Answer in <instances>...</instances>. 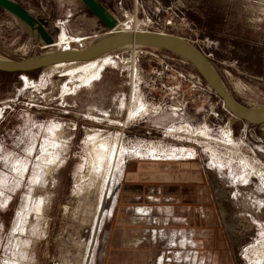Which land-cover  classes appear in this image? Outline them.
<instances>
[{
	"label": "rangeland",
	"instance_id": "rangeland-1",
	"mask_svg": "<svg viewBox=\"0 0 264 264\" xmlns=\"http://www.w3.org/2000/svg\"><path fill=\"white\" fill-rule=\"evenodd\" d=\"M20 1L30 21L0 6L5 60L97 46L113 29L163 32L190 41L237 103L264 107V0H98L112 29L82 0ZM145 45L0 71V264H106L124 164L143 157L194 162L232 244L264 253V121L236 118L190 62ZM100 66L94 78H131L123 110L74 104Z\"/></svg>",
	"mask_w": 264,
	"mask_h": 264
},
{
	"label": "crops",
	"instance_id": "crops-1",
	"mask_svg": "<svg viewBox=\"0 0 264 264\" xmlns=\"http://www.w3.org/2000/svg\"><path fill=\"white\" fill-rule=\"evenodd\" d=\"M118 76L94 78L76 92L74 104H103L111 99V106L123 110L131 78H120L124 77L121 71ZM122 176L107 237L106 264H264L258 247L252 245L248 257L245 243L234 245L229 240L205 174L194 162L135 158L124 164ZM180 238L184 246H177Z\"/></svg>",
	"mask_w": 264,
	"mask_h": 264
},
{
	"label": "water",
	"instance_id": "water-1",
	"mask_svg": "<svg viewBox=\"0 0 264 264\" xmlns=\"http://www.w3.org/2000/svg\"><path fill=\"white\" fill-rule=\"evenodd\" d=\"M91 12L108 28H114V22L106 13L98 0H82ZM0 6L14 14L30 21L31 15L20 3L14 0H0ZM44 33L46 40L51 42V37ZM150 41L165 42L181 50L184 59L190 62L205 82L219 95L230 113L236 118L254 124L264 121V107L258 109L240 110L233 101L230 92L222 81L220 75L207 63L204 55L187 39L155 31H123L117 32L100 45L85 48L78 51H56L51 55L36 56L25 60H0L2 72H29L43 67L62 62L84 61L106 53L110 48H122L131 45H144ZM178 54V53H177Z\"/></svg>",
	"mask_w": 264,
	"mask_h": 264
},
{
	"label": "bare ground",
	"instance_id": "bare-ground-1",
	"mask_svg": "<svg viewBox=\"0 0 264 264\" xmlns=\"http://www.w3.org/2000/svg\"><path fill=\"white\" fill-rule=\"evenodd\" d=\"M123 31H126V30H115V29H113L112 31H110V33L111 34H117V32H123ZM129 31V30H128ZM133 31V30H132ZM136 31H141V30H138V29H136ZM145 44H149V45H153V46H158V47H163V48H166V49H169V50H171L172 52H175L176 54L178 53V54H181V50H179L178 48H176L175 46H172V45H170V44H167V43H165V42H158V41H150V42H147V43H144V45ZM146 46V45H145ZM113 48H110L108 51H110V50H112ZM107 51V52H108ZM205 59H206V61H207V63L215 70V68H214V66L211 64V62L205 57V56H203ZM0 60H4L3 58H1L0 57ZM57 65V64H56ZM135 65V64H134ZM102 68V66H100V68L99 69H97V70H95L96 72H92V74L90 75V79H92V78H94L95 76H97L98 74H99V72H100V69ZM216 71V70H215ZM217 72V71H216ZM89 80V79H88ZM232 101H233V103H234V105L238 108V109H240V110H245L246 108L245 107H243L242 105H240L239 103H237L233 98H232ZM96 139V138H95ZM94 139V140H95ZM95 142V141H94ZM99 146V145H98ZM97 148V147H96ZM151 150V149H150ZM155 151V150H154ZM150 153V152H149ZM152 153V152H151ZM94 154V153H93ZM155 154V152L153 153V155ZM151 156H152V154H151ZM100 161V160H99ZM94 162V161H93ZM148 211V210H147ZM165 232V231H164ZM164 235V234H163ZM176 235V234H175ZM166 237V236H165ZM187 253V252H186ZM183 257V256H182ZM185 257V256H184ZM183 259V258H182Z\"/></svg>",
	"mask_w": 264,
	"mask_h": 264
},
{
	"label": "built area",
	"instance_id": "built-area-1",
	"mask_svg": "<svg viewBox=\"0 0 264 264\" xmlns=\"http://www.w3.org/2000/svg\"><path fill=\"white\" fill-rule=\"evenodd\" d=\"M138 45H131L129 47H133V48H136ZM200 75V74H199ZM201 77V75H200ZM200 77H198L196 80H195V76L192 74L191 76H187L185 77L186 80H188L189 82H191L192 84H200L202 82V79H200ZM196 81V82H195Z\"/></svg>",
	"mask_w": 264,
	"mask_h": 264
},
{
	"label": "trees",
	"instance_id": "trees-1",
	"mask_svg": "<svg viewBox=\"0 0 264 264\" xmlns=\"http://www.w3.org/2000/svg\"><path fill=\"white\" fill-rule=\"evenodd\" d=\"M189 17L193 19V16H192L191 14H189ZM214 24L216 25V22L210 23V24H208V25H209V26H212V25H214ZM5 73H8V74H16V73H18V72H15V73L5 72ZM28 73H30V72H28Z\"/></svg>",
	"mask_w": 264,
	"mask_h": 264
}]
</instances>
